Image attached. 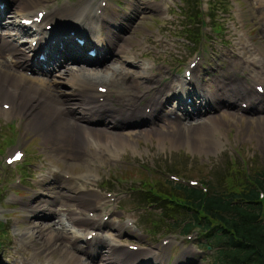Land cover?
Returning <instances> with one entry per match:
<instances>
[{
	"label": "rangeland",
	"instance_id": "rangeland-1",
	"mask_svg": "<svg viewBox=\"0 0 264 264\" xmlns=\"http://www.w3.org/2000/svg\"><path fill=\"white\" fill-rule=\"evenodd\" d=\"M28 1L29 0H20L19 3H16V9L19 7L26 9L25 12H31L36 6H38L40 10L49 8L51 11V18L54 20H57L59 16L62 15L71 19L73 15L76 19L89 22L88 24L93 30L91 34L93 35H95L96 32L99 35L106 34V30H103L105 26V28L111 29L112 35L114 36V23L119 25L124 18L129 17V24L131 27L128 26L126 30L127 33H125L126 35L124 34L128 40L124 42L126 43V47L123 48L120 54L122 58L128 54L127 58L130 59L133 53L136 54L137 52L151 50L152 54L155 56L158 55L159 58L166 57L171 67L183 70L189 60L202 51L207 58V62L202 67H199L198 71L201 74H205L206 78L211 77L215 73L213 70L218 66L217 63L221 61L224 62L223 65L225 68H229L230 73L234 71L239 72V76H242L243 81L247 78L251 69H257V64L250 65V63H242L240 60L236 59L237 54L241 52V45L237 44L241 39L252 47L257 48L258 58L264 57V24L261 20L263 8H260L256 0H200L202 12L208 13L209 11L212 20H210L211 22L207 21V19L204 20L205 26L203 27L201 35H199V43H195V45L186 43L184 39L182 25H187L188 22L186 18L182 17L181 12L187 8V6H182L181 0H31L33 1V5L37 4L35 7L30 6V2ZM96 5H100L101 7L105 5L108 6L105 10L104 22L94 21L92 18ZM30 7L32 8L29 9ZM190 9L191 8H189V10ZM13 11L12 9V12ZM83 13L85 14L83 15ZM95 15L97 14L95 13ZM68 19L63 22L66 24L68 23L67 25L69 26L78 22V20H70L71 22H68ZM257 19L260 20V28L257 27ZM191 21L194 22L193 20ZM92 23L93 25H97L93 26ZM84 25L89 27V25ZM187 26L190 27V25ZM211 26L220 28L221 31L214 33ZM101 27L102 30H100ZM23 42L24 41H21V43ZM158 44H161L160 47H158ZM122 45V40L117 41V44L114 46V52ZM162 45L167 47L166 51L163 50ZM236 45L240 46V51L234 54L230 53L229 56H227V52L237 51V49H235ZM232 54L233 59L230 60V65L232 67L234 66V70L232 67L228 66L227 62L228 57ZM114 59L118 61L116 64L117 69H119V66L122 68L120 64L123 61L122 59L116 58L115 54L109 63L114 62ZM77 67L78 66H75L74 69ZM82 69L91 72V69ZM102 69H104V67L99 68V70ZM61 73L59 76L55 77V80L58 82L56 84L59 85L58 89L71 91L70 84L67 85V83H65L67 77ZM97 74L101 76L104 75L101 72ZM223 74H225V77L227 69L221 68L218 70L217 75H214V77L208 81L214 80L216 77H220L223 80ZM111 75V73L107 72L105 77H111ZM231 75L234 76L236 74L234 73V75ZM234 80L235 79H231V84L234 83ZM147 81L148 80L145 81L144 85L150 83ZM198 81L205 80L199 78ZM172 82L173 80L168 81V84ZM8 89L9 87L7 90ZM113 91H116V89H113ZM156 94L148 100L157 99L158 97H156ZM112 98L115 99L113 96ZM249 98L250 97L247 96V99ZM2 101L5 102L3 99L1 102ZM39 101H37L36 104ZM116 107H118V105H116ZM38 114L39 113L36 114V117H28L27 119H21L18 116L9 118L0 114V264H23L24 259H27V252L33 253V249L30 247L31 245H27V241L20 238L18 235L24 228L28 227L25 219L22 218L25 212L24 208L30 209L26 203L30 202L32 199V204L34 205L38 203L40 198L43 199V195H37L38 189L35 183L40 179L39 176L45 171V167L48 168L47 165H54L52 158L49 159L47 157L44 146L50 144L54 149L52 143L56 140L55 136L52 138V135H54L52 131L53 124H45L44 122L42 125L34 124V121H37V117L41 118L42 121L47 118L49 119L45 113L42 117L38 116ZM246 115L248 119L237 117L239 115L236 110L232 113H226L225 116L219 119L220 121H217V126L216 128L214 127L216 130L213 129L214 132L210 127L213 124L206 125L207 128L204 127V129L208 133V139L203 137V128L201 126L199 128L200 133L198 128L191 129L192 132L190 131V135L193 134L197 137H203L202 139L205 142L207 140V142L215 143L210 145L207 144L205 147L200 143H196L195 145L183 143L181 129L185 128L184 126L179 125V130L172 129V127H161L158 130L156 129L155 132L148 134L144 133L145 131H141L140 128L135 129L133 127L130 131L122 130L119 133L125 136L116 137L119 143L123 140L125 141L124 144L122 143L123 147L119 145L115 147L116 149H120V155L117 157L118 161L115 157L110 160L96 158L100 168H96L95 163H86L89 164V166H84V169L77 166L64 169V165H62L61 162L55 163L61 167L62 177L64 175H73V173L79 174L85 170H89L88 174L92 177L94 182H101V184L104 183V185L110 187L119 186L122 189L114 195L115 200L109 205L108 209L112 210L117 205L119 209H124L125 213L132 216L133 219L136 218L137 223L132 224L127 231H123L125 234L120 240L130 239L128 243L135 244L134 248H136V244L149 247L142 250L140 249V253L147 256L148 259L150 255L156 254L157 258L152 260L154 261L152 264H161V258L162 264H166V261L167 264H211V252L205 250L203 247L204 244L200 242V246L198 247L201 248V251H198L196 244H194L193 237L184 239L176 234L166 235L165 232L157 236L147 235L141 227L140 222H138L139 213L141 214V220L152 217L156 218L160 223L162 222L161 224L165 226L164 228L170 227L165 225V222L163 223V218L158 216V210H154V208L145 205L136 206L130 203V198H128V196L126 198H121V193L129 186H131L130 188L133 186L143 188V186L149 187L156 182L163 181L167 178L166 172H170L169 170L171 167L175 165L176 168L173 169L174 173L181 176L182 180H187L189 182L197 180L207 181L208 175L213 177L210 174L216 173L217 170L223 167L225 170L228 169L229 171L240 170L241 168L248 170V172L264 171V120L254 118L257 116L253 111ZM262 118H264V116L260 119ZM57 121L58 120L53 121V123ZM31 122L32 124H30ZM208 129H210V131ZM24 132H27L25 136ZM42 137L49 141L43 146H41ZM128 145H131V147ZM15 146L16 148H14ZM7 148H10L11 151H22L25 155L23 159H27L19 183V175L17 174L20 164L7 166L4 163L5 157L11 155ZM52 153L53 151L51 154ZM66 173L69 174L66 175ZM81 176L85 177V179L82 180L89 181L86 175L84 176L83 174ZM34 190L37 191L33 192ZM85 205L91 206L89 201L88 203L85 202ZM144 207L147 209H144ZM50 213L53 214V211ZM50 213L46 215L48 218L51 216ZM120 214L121 213L117 211L114 216L121 217ZM54 215L55 214L52 216ZM55 221L57 220H33L35 225L46 223L52 226V224H54V229L64 230L69 237L74 235L73 229L67 227V224L70 226L73 225L72 223L67 222L65 229H63L62 226L55 225ZM168 241L169 244L165 247V250H163V247H158L159 245H164ZM133 244L130 246L133 247ZM126 250L128 251V249ZM122 257L126 256H121L120 258ZM126 261L122 262V264H127ZM132 261H137V257H132ZM25 262L33 264L34 260L27 259Z\"/></svg>",
	"mask_w": 264,
	"mask_h": 264
},
{
	"label": "bare ground",
	"instance_id": "bare-ground-1",
	"mask_svg": "<svg viewBox=\"0 0 264 264\" xmlns=\"http://www.w3.org/2000/svg\"><path fill=\"white\" fill-rule=\"evenodd\" d=\"M19 1L10 0L12 4L11 9L14 10L13 12L11 11V14L14 18L30 20L32 17H37L39 11H36L35 15H32V11L25 12L26 9L19 7L16 9V3H19ZM4 2L7 3L8 0H4ZM28 2H30V6L35 7L37 5L35 3L33 5V1L31 0ZM256 2L260 8H263L261 20L264 24V0H256ZM5 3H3V8L0 9V20L9 8V5ZM47 9L48 11L39 23H32V26L36 27L32 31V38L36 41L34 47L19 44L17 42L18 36L7 38L9 36L1 32V29L4 27L1 25L3 22L0 23V101L3 99L5 100L3 104L9 105L7 110L0 108V114L9 118L18 116L21 119H27L28 117H36L37 113H39L38 116L42 117L45 113L49 119L47 118L42 121L41 118L37 117V121L33 120L34 124L42 125L43 122L45 124H53V128L51 127L54 133L52 138L54 136L56 137L55 142L52 143L54 149L50 144L45 145L49 141L42 137L41 146L45 145L44 148L47 152V157L49 159L52 158L54 161V168H51V170L45 167V171L42 174L40 173V179L35 183L38 191H33H37V195H43V199H46V197L50 198L48 201L40 198L38 203L34 205L32 204V199L26 203L30 209L24 208L25 212L22 218L25 219L28 227L24 228L18 236L25 239L28 243L27 245H31L29 246L33 249V253L27 252V259L34 260L33 264H88L85 262L86 259H82V256L72 251L71 246L67 244L69 242H67L68 237L66 234L52 228L53 225L50 226L46 223L35 225L33 222V220L44 219L51 211L57 217L67 213L66 218L68 221L85 223L87 227L82 230L90 231L94 229L96 220L94 218H87L84 212H95L98 210V206H94V204L98 203L102 205L109 202L103 196L97 195L93 189L87 188L86 182L78 181V179H85V177L81 176L84 174V176L86 175L89 178V182L93 183L92 177L88 174L89 170H85L79 174L73 173V175L66 173V175H69L62 177V169L56 163L61 162L64 165V169H67L68 167L74 168V166L79 168H83L84 166L88 167L89 164H86V162H80L83 161V156L93 160L96 158L110 160L114 157L117 160V157L120 155V149H116L115 147L116 145L123 147L125 143L124 140L121 143L116 140V137L125 136L119 134L121 128L127 124L141 123L144 126L140 130L145 131L144 133L146 134L151 133L159 126L150 124V120L156 122L161 121V118H156L155 115H157L162 107V99L175 91L181 92L183 85L182 80L173 81L168 84L167 91L157 90L156 97L158 98L147 100L142 110L135 107L134 105L139 102V99L148 97L147 91L151 87V81L148 80L147 82L150 83L145 85L135 82L134 85V81L132 83L128 75L117 71V59L105 65L98 63L100 58L106 55L114 56L115 54L116 58H119L123 48L126 47V43H124L128 40L126 36L119 33L115 27V35L113 36L111 29L105 28L104 26L103 30H106V34H101L97 39H92L91 35L93 34L91 32L93 30L90 26L83 25L85 30H80L77 27L74 30L70 28L73 30L74 35L86 37L89 46L96 48L98 51H102L95 58L87 59L83 53L84 48L74 44L72 36L56 27L57 22L66 21L68 18L62 15L57 20H54L51 18V11L49 8ZM97 15L95 13L92 15L94 21H105V9H102ZM73 17L75 16L72 15L71 19H68V22H71L70 20L79 21V19ZM14 25L15 23L12 22L7 27L14 28ZM46 25H51V29L46 31L44 28ZM122 29L124 31L127 30L124 26H122ZM100 30H102V27ZM30 32L20 31V33L26 35L30 34ZM121 40L123 45L114 52V46L117 44V41ZM238 45H241V52L237 54L236 59L242 63H250V65L257 64V69H249L250 73L246 78L247 80L245 79L246 81H243L242 76H238L235 78L234 83L231 84V79H224L225 74H223V80L220 77H216L214 80L208 82L198 81L196 90L187 89V98L189 96H192V98L190 97V101L188 102L186 99H179L177 109L181 117L176 116L173 123H166V125L170 124L168 127H172V129L179 130L180 126L185 127L181 129L183 143L190 145L200 143L204 147L207 144H215L207 142V140L205 142L202 139L203 137L208 139V133L204 127L213 124L210 126L212 131L213 129L216 130L217 121L228 112L232 113L236 110L238 115L241 116L253 111L257 115V112L253 109V103H255V98L264 95V93L261 95L252 92L251 86H243L242 83L251 80L252 82L259 81L264 84V57H261L262 59L258 58L257 48L252 47L242 39ZM38 46L42 49L44 60H37L33 63L32 59ZM26 51L31 52L32 55L29 56V54H26ZM127 55L122 58L124 63H128L129 61ZM75 66L78 67L74 69ZM60 67H62L61 74L67 77V79L65 78V83L67 85L70 84L71 91L58 89L59 85L56 84L58 82L55 80L56 75L53 73ZM100 67H104V69L99 70ZM82 68L91 69V72H87ZM126 71L130 72L128 69ZM100 72L104 75L94 74ZM107 72L114 75L115 79L113 81L112 75L111 77H105ZM191 72L194 73V68L191 69ZM191 81L189 80L186 83H191ZM98 83L105 84V94L97 91L93 92V86ZM61 85L64 86L63 84ZM8 87L9 89L7 90ZM113 89H116V91H113ZM247 96L250 98L247 99ZM196 99L199 100L198 103ZM226 100L235 103L238 101L244 102L246 103V108L241 109L238 104L232 108H228L224 103ZM37 101L39 102L36 104ZM115 103L118 107L116 105L114 106ZM115 108L118 111H115ZM145 108H149L147 113ZM174 112L177 115V111L174 110ZM189 118L192 121H189ZM95 119L102 120L101 127L96 126L98 124L95 122ZM182 119H186V121H182ZM258 119L264 120V118ZM56 120L58 121L53 123ZM200 126L203 128L202 138L193 134L190 135L192 132L191 129L198 128L199 131ZM208 130L210 131V129ZM26 134L27 132H24V136ZM128 146L131 147V145ZM52 151L53 153L51 154ZM97 162H95V167L100 168ZM44 187L46 189H40ZM88 201L91 206L85 205V202L88 203ZM52 206L53 208H50ZM71 209H79V211L74 213L70 211ZM122 227L123 223L120 220L119 225L113 229L115 232L114 236L119 239L125 234L121 231ZM70 242L75 243L72 240ZM112 243L121 244V242L115 241ZM109 249V254L101 259L103 264H122L126 260L127 264L133 262V252L127 251V248L124 246H121V249L110 246ZM101 253L99 252L97 254ZM121 256L126 257L120 258ZM156 258V254H152L149 257L151 260ZM27 259H24L23 264H29L25 262Z\"/></svg>",
	"mask_w": 264,
	"mask_h": 264
},
{
	"label": "trees",
	"instance_id": "trees-1",
	"mask_svg": "<svg viewBox=\"0 0 264 264\" xmlns=\"http://www.w3.org/2000/svg\"><path fill=\"white\" fill-rule=\"evenodd\" d=\"M186 2L191 8L187 18L202 27L195 1ZM198 30L190 25L186 31L196 38ZM175 168L169 171L174 174ZM210 175L201 181L205 189L166 178L134 189L132 200L158 210L163 223L182 234L197 230L198 241L211 252V264H264V171L223 167Z\"/></svg>",
	"mask_w": 264,
	"mask_h": 264
},
{
	"label": "snow or ice",
	"instance_id": "snow-or-ice-1",
	"mask_svg": "<svg viewBox=\"0 0 264 264\" xmlns=\"http://www.w3.org/2000/svg\"><path fill=\"white\" fill-rule=\"evenodd\" d=\"M17 159H19V157H17Z\"/></svg>",
	"mask_w": 264,
	"mask_h": 264
}]
</instances>
